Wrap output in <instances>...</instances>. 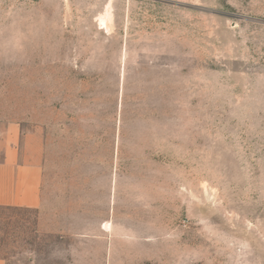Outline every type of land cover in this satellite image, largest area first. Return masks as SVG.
<instances>
[{
  "label": "rangeland",
  "instance_id": "374dc122",
  "mask_svg": "<svg viewBox=\"0 0 264 264\" xmlns=\"http://www.w3.org/2000/svg\"><path fill=\"white\" fill-rule=\"evenodd\" d=\"M0 123V264H264V0H0Z\"/></svg>",
  "mask_w": 264,
  "mask_h": 264
},
{
  "label": "crops",
  "instance_id": "0c3cea01",
  "mask_svg": "<svg viewBox=\"0 0 264 264\" xmlns=\"http://www.w3.org/2000/svg\"><path fill=\"white\" fill-rule=\"evenodd\" d=\"M17 124L0 123V207L37 208L41 203L40 145Z\"/></svg>",
  "mask_w": 264,
  "mask_h": 264
},
{
  "label": "bare ground",
  "instance_id": "6f19581e",
  "mask_svg": "<svg viewBox=\"0 0 264 264\" xmlns=\"http://www.w3.org/2000/svg\"><path fill=\"white\" fill-rule=\"evenodd\" d=\"M103 19H104V18H101V19H100V22H103V21H104Z\"/></svg>",
  "mask_w": 264,
  "mask_h": 264
}]
</instances>
